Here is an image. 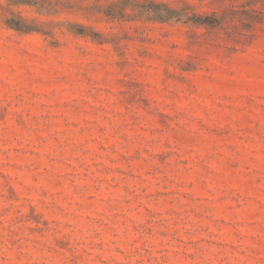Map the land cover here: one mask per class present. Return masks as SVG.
I'll list each match as a JSON object with an SVG mask.
<instances>
[{
    "label": "rangeland",
    "instance_id": "1",
    "mask_svg": "<svg viewBox=\"0 0 264 264\" xmlns=\"http://www.w3.org/2000/svg\"><path fill=\"white\" fill-rule=\"evenodd\" d=\"M61 1L0 0V264H264V0Z\"/></svg>",
    "mask_w": 264,
    "mask_h": 264
},
{
    "label": "trees",
    "instance_id": "2",
    "mask_svg": "<svg viewBox=\"0 0 264 264\" xmlns=\"http://www.w3.org/2000/svg\"><path fill=\"white\" fill-rule=\"evenodd\" d=\"M8 5H26L35 7L43 14H56L65 11L67 1L61 0H6ZM116 8V11H115ZM128 9L131 13H126ZM112 12L107 16L119 20H135L144 16V20L159 23L168 22H182L184 24L190 23L197 27H205L208 29H216L220 26L218 14L216 12L195 13L193 6L188 3H183L181 7L174 8L167 3L159 0H119L118 4H114ZM190 11V12H188ZM12 14V12L10 11ZM5 26L15 31L22 33L37 32L46 35L44 31L38 29L39 25L34 20L21 17L19 14L14 15L13 18H6L4 20ZM78 26L81 31L75 33L80 36H89L86 30L90 29L80 24H72Z\"/></svg>",
    "mask_w": 264,
    "mask_h": 264
}]
</instances>
